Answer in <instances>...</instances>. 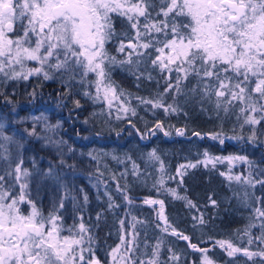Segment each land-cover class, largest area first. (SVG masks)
Instances as JSON below:
<instances>
[{
    "label": "snow or ice",
    "instance_id": "obj_1",
    "mask_svg": "<svg viewBox=\"0 0 264 264\" xmlns=\"http://www.w3.org/2000/svg\"><path fill=\"white\" fill-rule=\"evenodd\" d=\"M117 19L126 24L120 31L116 28ZM109 44L115 45L116 55L109 51ZM117 68L137 80L154 79L152 71H158L164 78V92L154 98L136 97L141 104L163 109L166 114L178 113L182 110L179 96H184L186 101L199 97V102L213 105L218 118L221 112L227 116L235 110L236 119L243 121L241 127L250 126L252 135L248 139L253 141L256 126L264 122V0H0V84L27 81L32 76H43L44 80L58 78L69 89L66 94H70L73 84L86 89L94 87V95L88 90L82 94L94 102L102 98L109 109L113 101H118L119 111L135 116L136 109L121 100L130 94L123 89L118 91L119 86L112 80V72ZM90 75L94 79L90 80ZM191 81L194 83L189 87ZM169 93L172 103L165 101ZM75 104L80 106L78 100ZM155 128L164 131L162 122ZM175 131L178 136L186 135L182 129ZM170 134L164 131L165 136ZM28 135L38 137L35 125ZM193 135L201 137L199 132ZM221 136L216 133L211 138L223 144ZM21 147L0 126V264H104L95 255L96 238L83 223V217L78 225L64 226L63 198L58 205L53 204L47 215L37 206L31 185L36 184L39 195L44 180H59V176L51 166L46 172L35 168V161L32 170L24 167ZM204 156L205 160L197 164L180 165L176 177L169 179L179 177L182 184L188 168L200 163L207 166L222 159L238 160L248 165V174H229L228 181L252 188L259 184L264 188V179L253 176L258 166L247 157H209L207 152ZM148 157L159 162L163 172V162L155 149ZM60 163L63 165L65 161L61 159ZM137 168L133 163L131 174L139 177ZM260 174L264 175V169H260ZM164 183L161 176L153 187L163 189ZM164 190L175 199L186 200L188 207H196L176 189ZM118 191L125 201L132 203L126 188L118 187ZM234 196L251 209L249 223L242 232L239 229L236 232L238 240L246 239V246L241 248L231 240H214L213 247L218 246L227 257L233 258V264H238L235 260L238 254L247 261L259 258L260 264H264V197H255L257 206L253 207L250 201L254 193L244 190ZM83 199L87 203V195ZM111 199L109 208L114 207ZM209 200L216 205L214 199L209 197ZM143 202L159 205L157 228L189 242L191 249L201 253V264H215L208 256L210 249L191 243L188 235L171 225L164 214L163 200ZM100 218L98 213L97 220ZM125 223L123 219L119 221L122 235L120 243L108 253L109 264H159L163 241L152 247L147 260L140 259L136 256L137 225L144 222L133 216L130 232L125 229ZM206 223L203 214L193 217V228ZM256 228L259 233L253 235ZM254 245L256 250H250ZM169 251L172 253L169 259L178 261V254Z\"/></svg>",
    "mask_w": 264,
    "mask_h": 264
},
{
    "label": "trees",
    "instance_id": "obj_2",
    "mask_svg": "<svg viewBox=\"0 0 264 264\" xmlns=\"http://www.w3.org/2000/svg\"><path fill=\"white\" fill-rule=\"evenodd\" d=\"M124 27L126 24L117 19V31ZM108 49L116 55L114 44H109ZM152 76L154 77L152 80H137L134 75L119 68L112 72V80L119 86L118 91L123 89L126 94H130L129 105L136 109L135 116L129 112L120 119L106 113L103 103L99 100L94 102L93 99L84 96L82 93L85 90L91 91V88L86 89L79 84L72 85L70 94H66L69 89L58 78L44 80L42 76H32L27 81L0 84V122H5L2 127L4 132L13 133L16 138L24 139L26 144L23 153L26 156L29 154H26V150L32 149L37 165L35 168H38L51 160L49 155L53 153L48 154L44 148L50 149L53 144L47 142L44 136H29L28 131L33 127L27 120L30 115L42 118L48 114V124H54L55 137L63 142L60 143L63 150L59 149V152L53 155L66 158L68 164L72 165L67 168L76 173L73 175L75 184L83 183L80 181L83 177L87 181L91 180L90 185L86 182L90 202L87 215L93 217V221L88 220V225H93L92 232L101 237L102 241H106L114 234V218L129 215L127 210L131 208L133 215L148 219L143 221V225H137L139 232L137 239L144 242H139L138 250L148 252L149 241H152L158 232L151 224L157 222L154 218L157 214L153 206L143 201L163 200L164 214L174 228L188 235L191 243L210 249L208 255L218 264H233V258L227 257L218 246L213 247V242L231 240L236 246L241 248L246 246V239L244 242L238 240L236 232L238 229L242 232L249 223L251 209L245 207L234 193L242 194L244 190L250 194L254 193L250 202L256 207L255 197H264V188L259 184L252 188L228 181L224 173L226 171L224 163L214 165L208 163L207 166L200 163L195 168H188L182 184L179 183V177L176 179L169 177H176L180 165L204 161V153L207 152L209 157H247L258 166L253 170L254 178L264 179V175L260 174V169H264V122L256 126V139L250 141L248 138L252 135L251 128L248 125L241 127L243 121L236 119L235 110L227 116L221 112L218 118L213 105L207 101L199 102V97L186 101L184 96H179L177 100L182 110L178 113L166 114L163 109H153L136 99L154 98L156 94L164 92L166 86L164 78L158 71H152ZM192 83L194 81L189 82V87ZM77 100L80 102L79 107L75 104ZM165 101L172 103V93L165 96ZM22 118L25 120H21ZM24 121L27 123L26 127ZM158 122H162L164 131L171 134L165 136L164 131L157 130L155 125ZM41 125L42 123H38L35 129L41 128ZM26 129L28 131H25ZM176 129L184 130L186 135H176ZM193 132L201 133L202 138L194 136ZM216 133L222 134L223 144L211 138ZM153 149L163 162V172L160 163L148 157V153ZM133 163L138 166L137 172L141 174L139 177L131 174ZM239 165V169L243 171L245 166L248 167L242 161ZM161 176L167 186L175 187L180 195L191 200L196 207L190 208L186 200L175 199L170 194L158 192L157 187L153 185ZM118 187L126 188V194L132 200L131 204L124 200ZM109 197L112 198L111 202L114 205L112 208H109ZM209 197L217 202L215 206L211 204ZM97 201L100 202L98 207ZM154 206L159 207L158 204ZM98 213L102 217L99 221L94 220ZM201 214L207 223L193 228V217ZM258 233V228L253 229V235ZM209 237L213 240H209ZM168 239L173 249L177 250L178 264H186L190 257L192 262H197V253L192 254L194 250H190L189 242L170 235ZM145 243L148 245L147 248ZM256 248L254 245L250 250L255 251ZM235 260L238 264H260L259 258L254 262L247 261L242 254H238Z\"/></svg>",
    "mask_w": 264,
    "mask_h": 264
},
{
    "label": "rangeland",
    "instance_id": "obj_3",
    "mask_svg": "<svg viewBox=\"0 0 264 264\" xmlns=\"http://www.w3.org/2000/svg\"><path fill=\"white\" fill-rule=\"evenodd\" d=\"M30 67L31 66H33L32 64H30L29 65ZM43 77V76H42ZM89 79L91 80V79H94V77L93 76H89ZM91 91H92V93L93 94H95V89H94V87H92L91 88ZM101 96H102V93H101ZM121 100H125V102L127 103V104H129V101H130V97L127 95V97L125 98V97H121ZM99 101L100 102H102L103 103V109L105 110V112L106 113H110L111 115H114L115 117H117V116H120V118H122V117H124V116H126L127 114H125V113H123L122 111H119V102L118 101H113V107L111 108V109H109L108 107H107V102L106 101H104L102 98L101 99H99ZM47 116H48V114L47 115H44V117H42L41 118V116H38V115H30L29 116V118H28V120L27 121H29L30 122V126H36V125H38V123L40 124V123H42V125H41V128H38L37 130H36V132L38 133V137H42V136H44L45 138H47V142H49V143H51V144H53L52 146H51V148L49 149V147H46V148H44V150L46 151V152H48V154L50 153V152H52L53 154H56V152H59V149L60 150H63V148L61 147L62 145L60 144V143H58V144H54V143H52V141H55V142H60L56 137H55V133H54V124H52V123H49L48 124V120L49 119H47ZM40 118L39 120H35L34 118ZM21 120H25V118H22ZM20 122H23V121H20ZM50 122V121H49ZM24 127H26L27 126V123H26V121H24ZM4 125H5V122L4 121H2V122H0V126H2V127H4ZM46 125H48V126H51V127H49V128H46L45 126ZM2 130H3V128H2ZM30 131L32 130V129H29ZM3 132H4V130H3ZM42 133V134H41ZM4 134L5 135H10V136H13L14 137V139L15 140H17V141H19L20 142V144L22 145V147L19 149V152H20V154L22 155V157H23V159H24V167H26V168H28V169H30V170H32L33 169V161H35V163H36V160H35V157H34V155H33V150L32 149H28V150H26V154L27 153H29V154H27L26 156L24 155V153H23V150L25 149V144H26V142H24L23 140L24 139H22V138H16L14 135H13V133L11 134H9V133H6V132H4ZM26 139V138H25ZM53 154H51V155H49V158H51V160L49 159V161H46V162H44L43 163V165H40L37 169H40L41 171H44V172H46V171H48V169H49V166H51L53 169H54V173L56 174V175H58L59 176V180H57V179H47V180H44L42 183H41V185H44V184H48V183H50V184H52L53 186H54V188H55V192L56 193H54L56 196L55 197H53V193H48L47 191H46V194H47V197H48V199L49 200H52L51 202H49V204H51V206H53V204L55 203V204H57L58 205V203H59V201L63 198V200H64V198H66L67 197V200L69 201V200H72L73 201V196L75 197V193H78V192H76V186H75V183H74V181H73V175L74 174H76L75 172H73L71 169H68L67 168V166H69V162L66 160V158L64 159L63 157H60L59 155L57 156V155H53ZM14 155H15V153H14ZM213 157V156H212ZM215 157H220V158H225V157H222V156H215ZM227 157H229V156H227ZM232 157H236V156H232ZM61 159H63L64 161H65V163L63 164V165H61V163H60V161H61ZM240 162L241 161H238V160H233V161H228V160H226V159H222V160H220L219 162H214V163H209L210 165H214V164H216V163H224V165H225V167H226V171L224 172L225 174H226V176H228L229 174H231V175H246V173H247V170H249V168L247 167V166H245V171H243L242 169H239V164H240ZM37 165L35 164V167H36ZM258 168V167H257ZM259 170V169H258ZM84 178V177H83ZM85 179V182H87L89 185L90 184H92L91 183V180L89 179L88 181H87V179L86 178H84ZM160 179V178H159ZM158 179V180H159ZM260 179V178H259ZM262 179V178H261ZM157 180V181H158ZM35 184V183H34ZM34 184H33V186H34ZM40 185V186H41ZM32 186V187H33ZM31 187V188H32ZM94 188H95V186H93ZM158 188H159V186H157V190H158ZM168 188H171V189H176L175 187H169V186H167L165 183H164V186H163V189H160V190H158V192H160V193H162V194H168L169 195V193L167 192V191H165L164 189H168ZM33 190H34V192H35V195L33 196L34 198H35V200H36V203H37V206L43 211V208H47L46 206L45 207H43V197H44V193H42L41 191H39V195H37V193H36V184H35V188H33ZM66 195H69V196H66ZM50 207V206H49ZM79 209V208H78ZM47 210V209H46ZM48 211V210H47ZM124 211H126V207H125V209H124ZM155 214H157L156 212H155ZM45 215H47V214H45ZM61 215H62V217L64 218V216L66 215L65 214V210L63 211V209L61 210ZM79 215H80V213H78V217H79ZM123 216H128V215H126V214H124ZM133 216H135L139 221H144V220H148V219H142V217H138V216H136V215H131L130 217H133ZM154 218H156V216L154 215ZM123 220H125L126 221V223H125V229H127L129 232L131 231L130 229H129V223L131 222V218H126V219H123ZM64 224V223H63ZM152 224V226L158 231L157 232V234L155 235V237H154V239L152 240V241H149V249L147 250L148 252V255L147 256H145L144 255V253L146 252V251H140V250H137L136 251V256H142V257H145V259L144 260H147L150 256H151V252H152V247L158 242V241H163L162 243H161V246H160V255H159V263H160V261H162V262H164V263H166L165 262V258H167V262H168V260H169V263L171 262V263H173V264H176V262L177 261H171L170 259H169V257L171 256V252L169 251V249H172V244H171V241L168 239V236L170 235V236H173V237H175V238H177V239H179L177 236H175V235H172L171 234V232H169V233H163L159 228H157L155 225H156V223H154V222H152L151 223ZM89 226V225H88ZM122 235V231H121V228H120V226H119V243H120V236ZM138 238V236L136 237V244L138 245L139 244V242H141L140 240H138L137 239ZM168 239V240H167ZM141 243H144V242H141ZM195 252L196 251H194L192 254H195ZM197 253V262L195 263V262H192V257H190V258H188V260H187V263L186 264H201V253L200 252H196ZM211 259H212V257L210 256V255H208ZM213 260V259H212ZM214 261V260H213ZM215 262V261H214ZM215 264H218L217 262H215Z\"/></svg>",
    "mask_w": 264,
    "mask_h": 264
},
{
    "label": "flooded vegetation",
    "instance_id": "obj_4",
    "mask_svg": "<svg viewBox=\"0 0 264 264\" xmlns=\"http://www.w3.org/2000/svg\"><path fill=\"white\" fill-rule=\"evenodd\" d=\"M83 181V183H78V184H75L76 186V192L78 193H75V200L73 199L72 200H67V197L64 198V208H63V211L65 210V216L63 218V223H64V226L65 227H68V226H72L73 224H76L78 225L80 222H81V217H83V223H85L86 226H88V220H91L93 221V217H88L87 215V209H88V204L90 203L87 199V203L84 202V196L87 195V198L89 196L88 194V185L87 183L85 182V179L84 178H80V181ZM34 184V183H33ZM33 184L31 185V187L33 186ZM33 188H35V184L34 186L32 187V194L33 196L35 195V192L33 190ZM39 191H41L42 193H44V197H43V207H47L46 210L45 208H43V213L44 214H48V212L51 210L52 206L51 204H49V202H51L52 200H49L48 197H47V194H46V191L48 193H53V197H55L56 195L54 193L55 192V188L52 184L48 183V184H45V185H41L40 186V189ZM66 196H69V195H66ZM74 197V196H73ZM46 199V201H45ZM99 201H97V207L99 205ZM50 206V207H49ZM150 206H153V209L156 213H158V209L159 207H155L154 205H150ZM79 208V209H78ZM128 208V207H127ZM130 209V210H129ZM127 211L130 213L128 216H122V217H118L116 216L114 218L115 220V232L114 234L112 235V237L110 238H107L106 241H102V238L101 237H97L94 233V236L96 238V243L94 245L95 247V255L101 259V261L104 262V264H109L110 262V257L108 255V253L110 252V250L112 248H114L117 244H119V221L121 219H126V218H132L130 217L132 214H133V211L131 210V208H129ZM78 213H80L79 217L77 216ZM97 218L95 217L94 220H96ZM102 219V217L100 218ZM157 220V217L155 218ZM90 227L91 229L93 228V225L92 226H88ZM67 234V233H65ZM100 239V240H98ZM182 240V239H180ZM190 250H193L190 248ZM172 251L175 252L177 254V250L176 249H173L172 247ZM140 259H145V257H142V256H139ZM165 262H162L160 261L159 264H173V263H169V260L167 262V258H165ZM176 264H178V261L176 262Z\"/></svg>",
    "mask_w": 264,
    "mask_h": 264
},
{
    "label": "water",
    "instance_id": "obj_5",
    "mask_svg": "<svg viewBox=\"0 0 264 264\" xmlns=\"http://www.w3.org/2000/svg\"><path fill=\"white\" fill-rule=\"evenodd\" d=\"M160 208L158 209V212H159Z\"/></svg>",
    "mask_w": 264,
    "mask_h": 264
}]
</instances>
